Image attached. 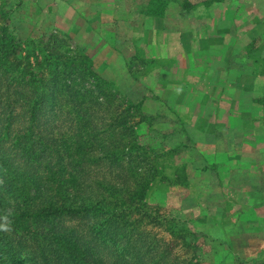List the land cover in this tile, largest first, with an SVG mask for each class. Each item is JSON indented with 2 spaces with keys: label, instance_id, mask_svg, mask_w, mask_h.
<instances>
[{
  "label": "trees",
  "instance_id": "obj_1",
  "mask_svg": "<svg viewBox=\"0 0 264 264\" xmlns=\"http://www.w3.org/2000/svg\"><path fill=\"white\" fill-rule=\"evenodd\" d=\"M128 3L141 18H163L174 4L185 14L197 7ZM12 13L0 0V225L7 228L0 264H201L192 232L148 198L158 180L189 186L187 163L176 162L185 146L163 145L159 117L113 89L57 35L33 42L42 58L22 55L7 24ZM252 49L264 74V58ZM256 103L264 121V95Z\"/></svg>",
  "mask_w": 264,
  "mask_h": 264
},
{
  "label": "rangeland",
  "instance_id": "obj_2",
  "mask_svg": "<svg viewBox=\"0 0 264 264\" xmlns=\"http://www.w3.org/2000/svg\"><path fill=\"white\" fill-rule=\"evenodd\" d=\"M120 1L123 7L119 6ZM128 1L131 0H117L109 13L110 3L106 0H1L13 8L7 24L21 42L22 55L42 58V51L33 42L42 44L41 41L49 40V35H57L72 55L87 56L91 69L112 83L113 89L133 103H141L146 114L159 117L156 128L167 135L166 141H161L163 145L185 146L176 162L187 163L189 186L167 187L158 180L148 198L161 207L163 216L177 217L180 219L177 222L184 223L192 232L188 238L193 242L195 261L264 264V180L246 176L251 163L258 161V154L254 158L240 153L229 164L222 157L233 148L240 149L241 145L257 148L259 139L255 138L252 119H248L247 113L241 136L224 125L215 129L207 124L215 101L223 107L222 102L227 100V110L233 113L227 99L229 93L219 96L207 84L214 73L210 64L223 68V55L221 59L212 56L204 61L202 66L209 63L205 72L186 73L190 57L193 61L206 57L201 52L206 45L198 48L192 39L197 35L207 37L205 30L212 26L208 15L219 18L217 23L226 29L222 44L214 46H226L224 57L229 55V69L242 71L253 65L246 50L250 45L254 55L264 58V0H190L197 7L187 14L179 4H174L163 18L137 17L132 15L133 9L129 14L125 9ZM214 8L220 10L214 11ZM196 14L201 19H195ZM207 35L214 33L207 31ZM230 38L235 39L231 46L227 45ZM150 60L154 64L149 65ZM187 85L191 86L188 92ZM183 114L189 125L182 123L180 115ZM200 118L202 122L197 125ZM194 127L201 130L195 131ZM206 133L214 136L207 150L213 147L215 150L208 157L216 162L208 163L211 166H205L207 151L202 142L206 140ZM233 164V169L237 165L241 168L230 169ZM257 166L254 171L264 172L263 158ZM194 168L206 169L207 173L192 176Z\"/></svg>",
  "mask_w": 264,
  "mask_h": 264
},
{
  "label": "crops",
  "instance_id": "obj_3",
  "mask_svg": "<svg viewBox=\"0 0 264 264\" xmlns=\"http://www.w3.org/2000/svg\"><path fill=\"white\" fill-rule=\"evenodd\" d=\"M106 1L110 3L109 11L108 10H106V11L111 13V9H113V4H115V2L117 0H106ZM200 10H202V9H200ZM213 10L215 11V10H220V9L214 8ZM203 15L204 14L201 13V16H203ZM201 16L199 17V14H196L195 19H199V18L201 19ZM208 18H209L208 20L210 21L209 26H211L210 24H212V26L208 27V29L205 30L204 34H206L207 37H202V36L199 37V35H197L198 36L197 38L195 37L194 39H192L198 48L201 45H206V47L201 50V52L206 53V57L203 59H197L194 61L190 57L189 58L190 66H189V68L186 69L187 70L186 73L191 74V73L196 72V71L205 72L206 70H208L209 63H205L202 66V63L204 61H208L209 57H212V56L213 57L214 56H220V57H218V59H221L222 55H223V59L225 60L223 68L221 67V69H220V68H217L215 64L214 65L210 64V67H211V69L214 70V73L211 74V75H213L212 78L207 80V84L210 85L211 89L214 92H217L219 96L223 95L224 92L229 93V96L227 99L229 101L230 106H232V108H233V113L230 114L227 110L228 106H229L227 103V100L222 102L223 107L219 106L220 102L215 101L214 106H212L213 110L211 111L210 121L207 122V124H210L215 129L218 126L224 125L225 127H228L229 129H231V131L233 133L240 135V132L242 129L241 126L244 125V123H245L244 121H246V118H247L246 116L248 113V116H249L248 119H252L251 122L253 123V127L256 130V134L254 133L256 136L255 138H257V140L259 139V144L257 145V148L254 149V148H251L249 146L241 145L242 147L240 149L233 148V150H231L229 152L227 151L226 152L227 154L224 153L222 155V157L224 158L225 163L229 164V163H231V159L237 158L240 153L245 154L247 156H254V158H256L255 153H257L258 154L257 155L258 161L255 159V162L251 163L249 174H247L246 176H248L249 178H252V179L258 178L260 181H262V179L264 180V172L263 171L257 172V169L255 171H254V169L258 167L257 166L258 162H262V158L264 160V148L262 147V141H263V146H264L263 110L256 103V100L264 95V79H263L264 76H262L264 74L261 73V68H256L255 65H253L249 68H245V70H242V71L241 70H233V68H232V70L229 69L227 66V58L229 57V55L226 56V58L224 57L225 53L227 52V50L225 49L226 46L219 45L218 48L214 46V45H217L218 43L222 44V42L225 39L224 30H226V29H225L224 25L222 26V25H219V23H217L220 21L219 18H215V17L211 18L210 15H208ZM207 31H212L214 33V35L213 36L207 35ZM175 32H176V28H175ZM217 32H219V34ZM234 38L236 39V37H234ZM234 38H230L229 39L230 41L227 43V45L231 46L233 44V42L235 41ZM238 38L239 37H237V39ZM197 53H198V51H197ZM229 53H230V51H229ZM218 65H220V63ZM190 87L191 86H189V85L185 86V89L187 92L189 91ZM227 88H229L231 90H228ZM169 108H171V107H169ZM244 109H246V110H244ZM230 111L232 112L231 109H230ZM197 115H199V114H197ZM180 116L183 119V120L181 119L182 123L189 125L186 122V118L184 117V114L180 115ZM197 117H199V116H197ZM200 122H202L201 118L197 121V125H199ZM193 129L195 131L197 129L201 130L199 127H197V128L194 127ZM195 131H193V132L195 133ZM212 134L213 133H206V136H207L206 140L202 142V143H205L206 151L213 144L212 139L214 140V136H212ZM201 136H203V135H201ZM235 142H236V140H235ZM214 154H215L214 147H213V149L207 151V156H206L207 158L205 161V166H211L209 164L216 163L214 161V159L208 160V157L210 155H214ZM213 158H216V156ZM207 160H208V162H207ZM234 165L235 164L231 165L230 169L235 170L236 168L237 169L241 168V165L240 166L237 165V167L233 169ZM254 165H256V167ZM260 165H261V163H260ZM205 171L207 173L206 169H200V170L196 171V168H194V170L192 171V174H193L192 176H194L196 173H198V175H199L200 173H204Z\"/></svg>",
  "mask_w": 264,
  "mask_h": 264
},
{
  "label": "clouds",
  "instance_id": "obj_4",
  "mask_svg": "<svg viewBox=\"0 0 264 264\" xmlns=\"http://www.w3.org/2000/svg\"><path fill=\"white\" fill-rule=\"evenodd\" d=\"M0 228H3L4 230H7L6 226L0 225Z\"/></svg>",
  "mask_w": 264,
  "mask_h": 264
}]
</instances>
